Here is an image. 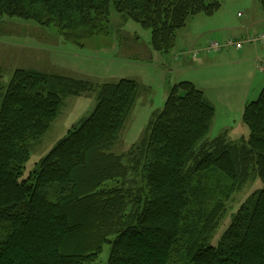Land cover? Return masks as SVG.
<instances>
[{
  "label": "trees",
  "instance_id": "16d2710c",
  "mask_svg": "<svg viewBox=\"0 0 264 264\" xmlns=\"http://www.w3.org/2000/svg\"><path fill=\"white\" fill-rule=\"evenodd\" d=\"M110 5L150 28V46L162 53L189 16L220 7L218 0H0V22L31 19L78 42L107 33ZM2 79L0 69V90ZM138 90L132 79L94 84L14 70L0 104V264H98L104 244L107 264H264V87L244 105L247 137L209 138L214 106L194 83L178 82L139 145L116 154ZM91 92L93 110L19 180L64 98ZM256 177L261 189L231 212L211 245L234 194Z\"/></svg>",
  "mask_w": 264,
  "mask_h": 264
},
{
  "label": "rangeland",
  "instance_id": "374dc122",
  "mask_svg": "<svg viewBox=\"0 0 264 264\" xmlns=\"http://www.w3.org/2000/svg\"><path fill=\"white\" fill-rule=\"evenodd\" d=\"M218 1L220 7L212 15L197 14L187 18L186 24L176 31L175 45L169 53L152 49L150 46V28L142 26L132 18H127L123 22L122 14L115 11L112 5H110L107 33L78 39V42L63 35V37L60 36L55 26H39L31 19L4 16L0 22V69L3 77L0 104L16 68L41 69L42 72L48 71L83 77L97 82L131 78L139 84L138 94L125 126L112 148V152L116 154L127 152L131 145H139L137 143L146 134L148 121L162 110L169 89L173 85L181 81L191 82L193 74H199L200 72V76L205 78L202 76V73L207 72L203 71L205 68L195 70L192 67L205 62L202 56H205L206 53L202 49L210 38L207 31L209 27L214 28L219 24L224 27L264 26V10L258 0ZM224 36L226 35L223 32V35L220 34L217 40L222 42ZM234 36L229 35L231 39L237 41V37ZM220 45L227 46L222 45V43ZM7 49L10 50L5 53ZM179 51L181 52L180 57H177ZM230 51L236 52L235 49H230ZM185 52L190 54L200 53L201 56L196 59ZM215 53H211L210 57L215 56ZM187 56L193 57L192 60L190 61L191 57L187 58ZM231 60V57L225 58L226 64L221 63L224 66L223 70H226L229 76L237 71L236 68L239 67V64L231 63ZM51 62L58 64V66L53 65ZM217 62L214 60V65ZM47 67L48 69H46ZM245 68L251 72L248 78L245 77V73L240 72L242 76L240 79L234 80L226 77L224 87L223 81H219V87L212 84L211 80L206 85L208 97L217 106V114L214 117L216 119L215 124L207 134L209 138L226 132L228 137L234 139L237 136L239 125L245 128V136H248V128L241 120L243 110L236 111L235 99L236 95L243 91V86L249 84L258 86L260 84V81L264 78L263 61L259 59L251 63H245ZM203 84L205 86L204 81ZM197 86L199 87L196 83ZM219 90L223 91L220 92ZM225 91L229 94V98L223 100L222 94ZM230 99L232 105L229 103ZM95 104L94 92L80 96H66L59 116L52 123L51 128L42 136L40 142L31 150L29 159L25 162L22 174L18 179L28 178L31 172L38 168L39 159L69 129L76 126L83 117L87 116L93 110ZM232 115L238 120L237 122H234V118L232 121L230 120ZM235 125L238 126L235 127ZM232 126V129H225ZM261 187L260 179L256 177L251 184H248L239 193L234 194L233 201L230 202V205L233 206L230 207L227 216L215 231L210 242L211 245L218 244L220 236L229 224L231 212L249 194L261 189ZM109 249L110 245L104 244L97 258L98 264H107Z\"/></svg>",
  "mask_w": 264,
  "mask_h": 264
},
{
  "label": "crops",
  "instance_id": "0c3cea01",
  "mask_svg": "<svg viewBox=\"0 0 264 264\" xmlns=\"http://www.w3.org/2000/svg\"><path fill=\"white\" fill-rule=\"evenodd\" d=\"M121 17L123 19V22L127 19V17H125L123 15H121ZM207 31L210 34V38L205 43L206 46H204V48L202 49L203 52L210 45L211 41L217 40L218 39L217 37H219L220 34L223 35V32H224V35H226V36H224L222 38V42L217 40L220 44L222 43V45L225 44L226 41L230 38L229 35H235L234 37H237V39H238L237 41H243L244 42L243 47L240 50H237L232 46H222V48L218 52H216L215 53L216 55L213 57H210V53H206L205 56L204 55L202 56L203 61H205V62H203L201 65H197L195 67H192L195 70H198L200 68H203V69L205 68L204 70L203 69L202 70L207 71L205 73H202V76L205 78H202L200 76L201 72L199 74L198 73L193 74V77H191V79H193V80L191 82H193L195 86H196V83H197V85H199V87L197 86V88L199 90H201L204 93L205 97L208 99V101L214 105L215 115H216L217 114V106L208 97L207 92H206L207 91L206 85L209 84V80H211L212 84H215L219 87V81H223V87H224V82L226 80V77L229 79L237 80V79L242 78L240 72L245 73L246 74L245 77H247V78L249 77V75H251V72L245 68V63H251L254 60L261 59L263 61V64H264V46L256 44V43H250L247 41L250 34H252V33L256 34L257 32L264 31V26H261V27H224L222 24H219V25H216V27H214V28L209 27V30H207ZM225 31H226V34H225ZM205 44H202V45H205ZM230 49H235L236 52L230 51ZM8 50H10V49H7L6 52L4 50V52L8 53ZM180 51L178 52L177 57H180L179 56L181 53ZM185 53L194 56L196 59H199L198 57L201 56V55H199L200 53L199 54H194V53L190 54L189 52H185ZM0 54H1V52H0ZM188 57H191V56H187V58ZM229 57H231V59H232L231 63L239 64V67L236 68L237 71H235L234 73H231L230 76L226 73L227 72L226 70H223L224 66L221 65V63L226 64L225 58H229ZM192 58L193 57L190 58V61L192 60ZM214 60L218 61L217 64H215V65H214ZM53 65L58 66V64H53ZM211 66H213L215 68H212ZM28 67H30V66H28ZM38 68H40V67H38ZM225 68H227V67H225ZM46 69H48V67ZM245 69H246V71H245ZM35 70H37V69H35ZM218 70H220V71H218ZM38 71H41V69ZM46 72L47 73H53V74H59L62 76H68V77H72V78H76V79H80V80H87V81H90L94 84H99V83H103V82H116V81L97 82V81H92L90 79L83 78V77H75V76H70V75L60 74V73H54V72H48V71H46ZM252 78H254V77H252ZM127 79H131V78H127ZM203 81L205 83V86L203 84ZM263 87H264V78L260 81V84H258V86H254L253 84L243 86L242 87L243 91H241L240 93H238L236 95L235 104H234L236 111L237 110H243L244 105L248 101L254 100L258 96L260 90ZM219 91L221 92L223 90H219ZM222 96H223L222 97L223 100H226L229 98V94L226 91L224 92V94H222ZM229 103L232 105L231 99L229 100ZM233 118H234V115L231 116L230 120L232 121ZM234 120H235L234 122L238 121L235 118H234ZM215 121H216V119L213 120L211 128L214 126ZM236 126H238V125H235V127ZM232 128H233V126L232 127H226L225 129L229 130ZM220 131H222V130H220ZM245 135H246L245 128L242 125H239L237 128V136H235L234 139H236L240 136L247 137Z\"/></svg>",
  "mask_w": 264,
  "mask_h": 264
},
{
  "label": "built area",
  "instance_id": "2783aa9c",
  "mask_svg": "<svg viewBox=\"0 0 264 264\" xmlns=\"http://www.w3.org/2000/svg\"><path fill=\"white\" fill-rule=\"evenodd\" d=\"M247 41L250 43H256V44L264 46V31H260V32H257L256 34L249 35ZM243 44H244L243 41H234L231 38H229L225 43V45L232 46L237 50L242 49ZM221 47L222 46L219 44L217 40H212L210 45L207 47V49H205V52L206 53L217 52L220 50ZM263 68H264V64H263Z\"/></svg>",
  "mask_w": 264,
  "mask_h": 264
}]
</instances>
